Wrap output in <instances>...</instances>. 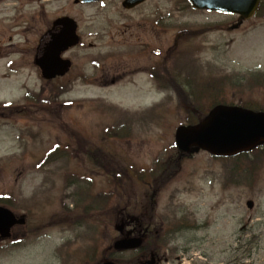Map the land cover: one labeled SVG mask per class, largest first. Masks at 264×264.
<instances>
[{"label":"rangeland","instance_id":"1","mask_svg":"<svg viewBox=\"0 0 264 264\" xmlns=\"http://www.w3.org/2000/svg\"><path fill=\"white\" fill-rule=\"evenodd\" d=\"M107 5L108 8L100 9L97 4H75L72 0H0V41L3 45L0 102L22 104L24 92L36 89L31 46L44 25L56 16L67 14L79 22L84 44L91 46L89 43L95 41L105 45L101 50H112L123 40L133 45L136 32L133 30L134 34L128 35L123 31L134 29L139 21L145 20L152 25V35H139L141 39L150 40L153 48L162 52L166 47L172 49L176 43L177 56L192 55L193 65L199 71L195 73L193 66H182V75L187 76L189 84L183 87L182 95L187 106L174 92H158L157 95L153 91L158 89L153 80H150L152 90L141 89V85L146 84L139 81L140 78H136L138 87L129 83L125 87L128 90L100 89L110 99L92 100L93 95H100L93 89L68 93L67 97L73 101L67 109H61L60 115L67 117L66 124L73 129L75 145L83 142H76L78 134L86 132L91 142H96L94 133H98V125L136 120L126 124L130 135L125 129L119 130L114 133L115 138L103 141V147L117 153L116 160L125 167L136 165L135 169L145 174L151 165L162 162V157L176 153L172 147L175 128L181 123L196 121L216 103L264 110V81L252 75H264V0L259 15L234 30L227 27L236 22V15L197 11L191 8L188 0H147L133 11L118 7L119 0H108ZM161 14L166 15L167 20L156 25L154 22ZM84 46L74 49L75 56L93 51L92 47ZM124 46L129 47L128 44L119 45L120 49ZM135 53L132 50L128 56ZM207 75L210 77L205 81L203 78ZM194 76L199 77L198 85L193 83L196 82ZM153 105H156L154 114L150 116L146 107ZM26 112L0 117V193H11L15 198V203H11L13 210L27 215L26 225L16 227L11 240L0 243V264L94 263L102 249L117 236L113 228L119 210L116 208H120V204L127 206L128 212L137 216L134 211L141 212L148 204L150 193L145 192L148 185L145 187V181H137V177L121 181L120 201L116 196L119 190L116 182H103L102 188L107 193L104 213L110 216L101 224L89 217L82 221L83 216L76 225L69 226L50 220L62 214L59 212L60 203L64 201L61 196L67 189L63 188L58 167L68 165L58 161L37 170L34 164L44 151L33 144L25 150L22 148L30 139L28 131L40 134L45 149L56 141L64 143V135L53 126L58 117L52 110H38L30 103ZM42 116L44 120L39 119ZM19 134L23 135L22 139L18 138ZM57 134L60 138L54 140ZM22 151L26 152L25 156ZM180 164L172 182L158 193L156 202H152L150 218L162 224L163 233L168 237L164 243H158V253L172 260L185 255L186 260L193 259V264H264V146L232 160L213 158L199 151ZM90 176L94 182L98 179L95 172ZM247 200H253L252 209L247 208ZM82 204V207L88 205L86 201ZM180 212L191 214L188 226L178 224L177 218L172 216L180 217ZM105 214L100 212L102 216ZM171 218L173 224L168 223ZM67 219L73 221L72 217ZM93 238L98 244L95 257L84 262L83 254L90 255L88 250L84 253V249ZM61 246L62 256L58 253Z\"/></svg>","mask_w":264,"mask_h":264},{"label":"water","instance_id":"2","mask_svg":"<svg viewBox=\"0 0 264 264\" xmlns=\"http://www.w3.org/2000/svg\"><path fill=\"white\" fill-rule=\"evenodd\" d=\"M196 6L240 12L243 17H249L254 11L258 0H192ZM74 37H61L55 51L46 57L37 60V64L43 70L46 77L53 73H62L67 67L66 63L56 64V56L59 50L66 45L75 44ZM264 142V114L252 113L236 108L217 107L195 127H179L176 131V143L181 150L189 151L199 148L208 149L213 154L229 155L241 150L252 148L258 143ZM248 207L253 202L247 201ZM16 223H24V217L16 218L14 214L0 207V238L9 236V229ZM121 234L123 225L116 227ZM140 237H129L125 234L113 242L117 250L136 248L140 246ZM99 264H115L112 261H104Z\"/></svg>","mask_w":264,"mask_h":264},{"label":"flooded vegetation","instance_id":"3","mask_svg":"<svg viewBox=\"0 0 264 264\" xmlns=\"http://www.w3.org/2000/svg\"><path fill=\"white\" fill-rule=\"evenodd\" d=\"M148 32V30L143 27L139 30L140 35H144ZM138 38V44L139 48L136 51V53L129 57L128 53L126 51L119 52L115 57H113L109 62H101L100 71L96 74V77L94 79V83L98 86H106L110 84L117 83L118 81L125 80L128 75H131L136 72H147L150 69L151 65V59L152 54L150 52V49L152 48V44L145 40L141 39L139 35ZM92 59H99L98 57L92 58ZM163 64V63H162ZM74 66L75 71L71 76H68L66 78L65 89H71L73 86V83H76L81 86L88 85L87 80H83V83L80 84L79 80L83 77V72L88 71L89 66V58L88 57H80L74 59ZM46 87H49L51 90H54L59 84L57 82H48L44 84ZM87 150V149H86ZM92 156L96 158L97 161V168L104 167V164L101 163L103 161L102 154L99 150H95V152H92ZM100 161V163L98 162ZM150 196H149V203L148 205L152 204V198L153 196L157 195L158 192L161 190V186L148 184ZM102 195L100 193H97L96 201L100 202ZM137 197V196H136ZM142 205V203H141ZM136 203V208H137ZM150 207L148 208L147 203L143 206L141 209V212L134 211L137 215H151L149 212ZM117 215H122L120 212ZM123 215H131L130 213H125ZM162 231V229H159V232ZM158 232H152L153 235H158ZM151 234V233H149Z\"/></svg>","mask_w":264,"mask_h":264},{"label":"trees","instance_id":"4","mask_svg":"<svg viewBox=\"0 0 264 264\" xmlns=\"http://www.w3.org/2000/svg\"><path fill=\"white\" fill-rule=\"evenodd\" d=\"M178 85V84H177ZM201 116H199L200 118ZM198 118V119H199ZM139 254H141L142 256H146L149 251L145 248V244L143 245V247L139 250ZM140 260H141V256L139 258H133L132 261L129 260H124V262H122L121 264H140Z\"/></svg>","mask_w":264,"mask_h":264}]
</instances>
